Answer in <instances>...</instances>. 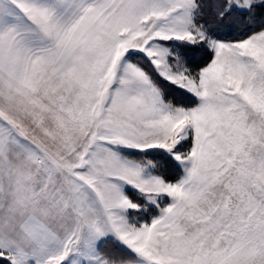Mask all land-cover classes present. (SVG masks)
I'll return each instance as SVG.
<instances>
[{
  "label": "snow or ice",
  "instance_id": "obj_1",
  "mask_svg": "<svg viewBox=\"0 0 264 264\" xmlns=\"http://www.w3.org/2000/svg\"><path fill=\"white\" fill-rule=\"evenodd\" d=\"M261 10L0 0V264H264Z\"/></svg>",
  "mask_w": 264,
  "mask_h": 264
},
{
  "label": "trees",
  "instance_id": "obj_2",
  "mask_svg": "<svg viewBox=\"0 0 264 264\" xmlns=\"http://www.w3.org/2000/svg\"><path fill=\"white\" fill-rule=\"evenodd\" d=\"M260 17L264 18V10H261L255 17V19L251 22H248L247 25L244 24V22H242V24L236 25V21L226 24L225 27L219 30V32H222L220 33L221 38L227 39V40H233V39L241 37L245 33L257 30L259 24L262 22V19L261 20L259 19ZM170 99H174V102L176 103H186L184 102V99L186 98L182 97L178 93H173Z\"/></svg>",
  "mask_w": 264,
  "mask_h": 264
},
{
  "label": "rangeland",
  "instance_id": "obj_3",
  "mask_svg": "<svg viewBox=\"0 0 264 264\" xmlns=\"http://www.w3.org/2000/svg\"><path fill=\"white\" fill-rule=\"evenodd\" d=\"M205 3L211 4L216 2V0H204ZM209 20L210 25L215 28L218 32L219 30H221L223 27L226 26V24L228 23H232L236 21V25L238 24H242V22H244V24L247 25L248 22L253 21L254 19L250 18L249 15L247 14H242L240 12H232L230 15H227L223 18L222 21L217 20L216 18L212 17L211 15H208L206 17ZM263 17H260L259 19L261 20ZM247 21V22H246ZM225 29V28H224ZM222 32H219V34ZM221 37V36H220ZM227 40V39H225ZM184 102H188L187 99H184ZM160 170L162 172L165 173H174V169L172 168L170 162L167 161H161V168ZM110 247V245H109Z\"/></svg>",
  "mask_w": 264,
  "mask_h": 264
}]
</instances>
